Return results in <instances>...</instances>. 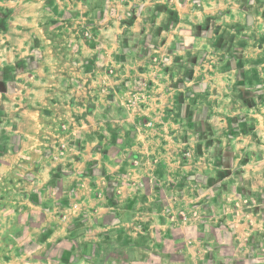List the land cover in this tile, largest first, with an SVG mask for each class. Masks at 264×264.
I'll return each mask as SVG.
<instances>
[{
  "label": "crops",
  "instance_id": "0c3cea01",
  "mask_svg": "<svg viewBox=\"0 0 264 264\" xmlns=\"http://www.w3.org/2000/svg\"><path fill=\"white\" fill-rule=\"evenodd\" d=\"M0 201L40 263L262 264L264 0H0Z\"/></svg>",
  "mask_w": 264,
  "mask_h": 264
},
{
  "label": "rangeland",
  "instance_id": "374dc122",
  "mask_svg": "<svg viewBox=\"0 0 264 264\" xmlns=\"http://www.w3.org/2000/svg\"><path fill=\"white\" fill-rule=\"evenodd\" d=\"M152 57L153 58L151 59V61H155L154 59L155 55H152ZM153 74H155V71L151 69L149 70L146 76H148L147 78H152ZM137 76L138 78H145L144 75H137ZM195 90L198 92L197 88H195ZM165 116H166L165 122L170 126V128H173L172 126H174L175 124V118H174L175 115L173 114V110L171 107L167 109ZM151 120H153V116L151 117ZM155 135H157L156 132ZM164 135L166 138L173 139L175 137V128H173L172 131H170V129L168 131H164ZM166 168L167 170L169 169V171L173 170V167H171L170 165H166ZM5 207L4 205L3 207L2 206L0 207V264H52L50 262H46V263L37 262V260L34 257L29 256V253L26 254L25 251L24 252L22 251L24 249H33V248L37 250L38 245L41 246V242L45 240L44 237L40 238L41 240L40 242H37L39 241L38 239L37 241H33L31 243H24L19 239L16 240V238L9 237L12 231L8 223L11 222L10 215H14V214L10 213L9 210L5 209ZM174 214L175 213L173 212L172 215L174 216ZM262 264H264V261L262 262Z\"/></svg>",
  "mask_w": 264,
  "mask_h": 264
},
{
  "label": "built area",
  "instance_id": "2783aa9c",
  "mask_svg": "<svg viewBox=\"0 0 264 264\" xmlns=\"http://www.w3.org/2000/svg\"><path fill=\"white\" fill-rule=\"evenodd\" d=\"M85 34H87V33H85Z\"/></svg>",
  "mask_w": 264,
  "mask_h": 264
}]
</instances>
